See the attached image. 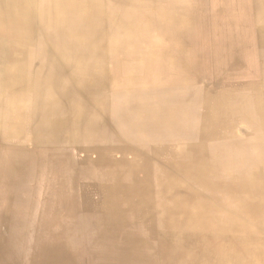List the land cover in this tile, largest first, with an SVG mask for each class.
<instances>
[{
  "label": "bare ground",
  "instance_id": "bare-ground-1",
  "mask_svg": "<svg viewBox=\"0 0 264 264\" xmlns=\"http://www.w3.org/2000/svg\"><path fill=\"white\" fill-rule=\"evenodd\" d=\"M0 107V264H264V0H0Z\"/></svg>",
  "mask_w": 264,
  "mask_h": 264
},
{
  "label": "crops",
  "instance_id": "crops-1",
  "mask_svg": "<svg viewBox=\"0 0 264 264\" xmlns=\"http://www.w3.org/2000/svg\"><path fill=\"white\" fill-rule=\"evenodd\" d=\"M72 153L78 158L80 155H84V151L83 150H81V149H73L72 150ZM90 155H91V157H93V158H95V157H97V154L96 153H93V152H91L90 153ZM117 155L119 156L120 154H118L117 153ZM84 169V168H83ZM118 170V169H117ZM120 172H125V169L124 168H121L120 170H119ZM113 172H115V171H113ZM112 171H108V169H106V168H104L103 166H101V167H99V168H96V169H94L93 170V175H94V177L95 178H102L103 176H105V175H108L109 173H113ZM117 172V171H116ZM92 175L91 176H88V175H86L85 173H84V171L83 172H81V173H79V175H78V177H77V182H78V185L79 186H83V185H86V186H90V185H93L94 184V182L96 181V180H94V179H92V178H94ZM91 190H93V189H91ZM91 190H89V191H91ZM95 195V194H94ZM96 198H98V194L96 195ZM77 203V206H78V202H76ZM57 208H59L58 206H57ZM88 213H82L81 214V216H89V215H87Z\"/></svg>",
  "mask_w": 264,
  "mask_h": 264
},
{
  "label": "rangeland",
  "instance_id": "rangeland-1",
  "mask_svg": "<svg viewBox=\"0 0 264 264\" xmlns=\"http://www.w3.org/2000/svg\"><path fill=\"white\" fill-rule=\"evenodd\" d=\"M1 108V107H0ZM1 110V109H0ZM1 113H4V110H1Z\"/></svg>",
  "mask_w": 264,
  "mask_h": 264
}]
</instances>
